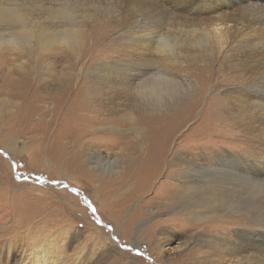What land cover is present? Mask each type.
<instances>
[{"label":"rangeland","instance_id":"obj_1","mask_svg":"<svg viewBox=\"0 0 264 264\" xmlns=\"http://www.w3.org/2000/svg\"><path fill=\"white\" fill-rule=\"evenodd\" d=\"M217 4L0 0V17L21 13L32 32L30 37L17 34V46L0 47V150L19 172L18 179L12 163L0 154V264H244L230 250L248 231L233 230L235 223L253 222L247 215L233 218L234 225L219 215L198 222L192 216L197 227L191 230L160 224L180 216L167 203L159 212L148 206L163 193V180L180 182L189 160L213 163V155L229 153L243 164L264 165V111L256 103L264 99V30L254 45L238 34H225L231 27L212 31L208 18ZM16 22L0 20V37L6 42L8 34L20 31ZM73 29L79 30L76 40L70 38ZM214 35L223 38L216 41ZM50 37L54 40L48 44ZM115 69H127V78L142 75L135 83H154L153 101L116 97L115 74L107 71ZM80 88L88 96L82 95V101L98 112L89 113L93 120L119 117L126 127L110 132L98 123L89 130V124L82 126L78 101L71 102L75 93H68ZM249 102L254 109L247 107ZM143 122V139L137 141L134 123ZM70 129L71 134L77 131L73 138L65 135ZM174 130L162 167L179 166L177 170L159 174L144 190H137L136 181L119 182L127 166L139 173L147 152L162 149ZM150 133L154 136L147 149L144 138ZM223 168L220 175L228 172ZM143 170L148 171L146 166ZM250 189L255 197L264 182ZM255 228L263 232L256 239L263 238L258 247L264 253V220ZM43 256L51 260L45 263Z\"/></svg>","mask_w":264,"mask_h":264},{"label":"bare ground","instance_id":"obj_2","mask_svg":"<svg viewBox=\"0 0 264 264\" xmlns=\"http://www.w3.org/2000/svg\"><path fill=\"white\" fill-rule=\"evenodd\" d=\"M259 1L261 0H217L218 4L216 6L213 5L215 9V15L208 18L210 21L209 26L214 32H220V30H222L223 28L231 27L225 32V34H238L242 38H244L245 41L254 45V43L259 40V34L264 30V13L261 12L264 11V3ZM20 14L14 12L0 17V20L3 22L18 21L15 24L19 25L18 28L20 30L14 34L15 36H13V34H8L7 42L0 37V47L5 43L17 46V36L19 37V35L17 34L25 32L26 37L32 36V32L28 31L30 29L27 30L26 27L27 18L21 16ZM205 14L208 15L209 13L205 12ZM231 19H233V23L230 21ZM257 26L263 28L256 30ZM78 35L79 30L73 29L71 31L70 38L72 40H76ZM9 36H11L12 39L9 38ZM213 37L216 38V41L223 38L217 37L216 35H214ZM53 40L54 37L47 38L48 44L52 43ZM137 45H139L144 50H149L150 48L149 46L142 45L139 42L137 43ZM167 48H169V52L173 51V46H171V44H169ZM126 70L127 69H125L124 71H121L119 69L107 70L109 73L113 72L115 74V76L113 77V83L116 93H114L115 96L118 97L120 95H123L126 98H128V96H131L136 97L139 100L147 99L148 102H152L153 97L157 94V91L154 89V87L157 88L155 84H149L146 82H142L140 84V81L138 83H135V81L139 80L142 75L139 77L135 75H132L131 77L130 75V77L127 78L125 76L126 74L128 75ZM161 76H163V74ZM73 92L75 94L73 95V98L71 97V102L78 101V105L76 107V115L82 122V126H84L85 124H89L88 130L91 128L92 124L95 123H98L97 126L99 128L105 129L106 131L110 132L111 130L122 131L121 126L126 127L127 124L122 120L123 118L118 119L119 117L115 120H108L107 118H104L100 121L93 120L89 113L97 114L98 112L92 109V107L88 103L82 101V95L88 97L85 90L83 88L76 90L68 89L69 94H72ZM239 94L242 97L245 96L241 93ZM256 103H258L257 107H262V110L264 111V99H262L261 101H257ZM247 107L249 109L255 108L252 102H249L247 104ZM124 119H128V117H125ZM130 120L132 122L136 121L135 118H130ZM145 123L146 122H143V124L141 123L139 125L134 123L136 127L133 128V132L137 141H141L143 139V134L145 131L143 126ZM169 126L170 129L173 128L174 123H171V125ZM75 133L71 134L70 129V131L66 132L65 135L67 137L73 138V135ZM174 133L175 130L164 139L162 143V149L147 152L145 161L142 165L143 168L139 173H131L133 169H128L127 166L123 176L119 178V182L129 184L130 182L132 183L136 181L137 190H144L149 185H154L153 180L158 179L159 174L164 173L168 170H177L179 166H168L165 168L162 167L163 163L168 160V150L164 147L167 146L168 143L172 140V138L174 137ZM109 135V133H106L105 136ZM153 136L154 135L150 133L148 135V138H144V144L146 145L147 149ZM94 137L95 140L99 139L98 135ZM213 153L216 152L213 151ZM113 158V161L117 163L118 157L114 155ZM98 159L101 161L100 157ZM212 160H214L213 163H211L208 159L203 163L189 160L191 164L182 170V179L180 180V182L173 183L169 179L163 180V182L161 183L162 188H160L162 189L161 191H163V193L153 197L152 200L148 202V206L158 208L159 212L164 208V203H167V207L172 208L174 210V213H179L180 216H175L170 220L165 219L160 224L171 226H175L177 224H179L180 226L187 225L191 230L197 227L198 221L207 219L212 215H214L215 217L219 215L226 220H230L232 225H234L235 222L232 219L236 218L238 215L245 214L250 219H253V222L249 224L248 221L241 220L235 223L236 227H233V230L234 228L239 229L243 227L248 231L244 234L243 238L238 240V242H240L241 244L235 245L231 248L230 255L234 259L241 260L242 262H244V264H264V253H261L258 247L263 246V238L256 239L258 236L262 235L263 232L260 228L254 229L258 221L264 220V190L262 192H259L254 197L252 196V191L250 189V186H255L259 182H264V165L260 167L259 165H250L247 163L243 164L239 162L235 156L229 153H227L226 156L215 154L213 155ZM111 163L108 162V165ZM96 164L100 165L101 163L97 161ZM145 166L147 167L148 171L143 170ZM223 167H226L225 169L228 172L224 175H220L221 173L219 171ZM110 170L115 171L113 168H111ZM145 173V179L147 181L142 182ZM252 181L254 183H252ZM246 187H248V193L251 192L249 194L250 198L247 195ZM205 213L211 214L207 215ZM136 216L137 215H134L131 218V223L133 225L137 220ZM192 216L197 222L192 220ZM217 224V222H211L208 225ZM139 228L140 226L137 227L136 232H138ZM219 242L222 246L227 245V241L223 239H219ZM153 244L154 243L152 242L150 247H153ZM246 246H248V248H246ZM43 257L45 263L48 260H51L46 256ZM40 258V256H37V261L40 260ZM257 260L261 262H258Z\"/></svg>","mask_w":264,"mask_h":264},{"label":"water","instance_id":"obj_3","mask_svg":"<svg viewBox=\"0 0 264 264\" xmlns=\"http://www.w3.org/2000/svg\"><path fill=\"white\" fill-rule=\"evenodd\" d=\"M0 154H2L4 157H6V158L12 163L13 168H14L15 176L19 179V172H18V170H17V165H16V163L13 161V159L10 157V155H9L8 153H6L5 151H2V150H0ZM33 178L37 179V177L34 176V175H33ZM26 179H27V180H30L28 177H26ZM37 180H38L39 183H48L47 180H42V179H37ZM51 183H52V185H54V186H57V185H58V182H51ZM62 184H63V186H64L65 188H67L70 192H72V193H74V194H76V195H79V196L82 197L84 200H87V198H86L85 196L81 195V194L79 193V191H77L76 189H74L73 187H71L70 185H68L67 183L63 182ZM126 248L129 249V250L132 251V252L139 253L138 251H136V250H134V249H132V248H130V247H126Z\"/></svg>","mask_w":264,"mask_h":264},{"label":"snow or ice","instance_id":"obj_4","mask_svg":"<svg viewBox=\"0 0 264 264\" xmlns=\"http://www.w3.org/2000/svg\"><path fill=\"white\" fill-rule=\"evenodd\" d=\"M37 179H40L39 177H37Z\"/></svg>","mask_w":264,"mask_h":264}]
</instances>
